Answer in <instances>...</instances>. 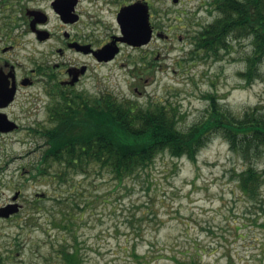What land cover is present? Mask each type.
I'll return each mask as SVG.
<instances>
[{
  "label": "rangeland",
  "instance_id": "1",
  "mask_svg": "<svg viewBox=\"0 0 264 264\" xmlns=\"http://www.w3.org/2000/svg\"><path fill=\"white\" fill-rule=\"evenodd\" d=\"M109 1L86 6L89 15L101 21L88 33L104 37L117 31L118 5ZM122 1L135 0L119 4ZM146 2L152 5L154 33L163 38L154 34L144 48L123 47L104 65L82 58L91 69L75 92L171 105L182 129L206 114L209 95L238 115L250 107H264V64L262 77L253 84L240 76L252 50L250 40H232L218 61L192 54L197 30L218 16L207 0ZM43 59L50 66L62 60ZM46 89L36 105L24 104L28 115L25 111L23 125L31 127L38 119L44 130L52 126L48 110L59 97ZM44 144L43 136L25 131L0 137V209L14 203L17 193L20 206L18 214L0 217L5 264H60L53 249L68 234L59 226L71 212L77 243L69 240L80 250L83 264H179L191 257L201 264H264V184L257 200L243 193L239 175L248 163L223 138L213 139L196 161L165 153L123 181L93 172L89 179L69 177L67 184L57 177L58 165L44 171ZM256 165L261 171L264 158Z\"/></svg>",
  "mask_w": 264,
  "mask_h": 264
},
{
  "label": "trees",
  "instance_id": "2",
  "mask_svg": "<svg viewBox=\"0 0 264 264\" xmlns=\"http://www.w3.org/2000/svg\"><path fill=\"white\" fill-rule=\"evenodd\" d=\"M218 13L216 19L193 36L191 51L196 58H222L232 40L248 39L251 53L240 76L248 85L262 77L264 64V0H207ZM210 12H213L210 10ZM60 99L49 108L52 126L43 132V163L47 169L58 165L62 183L93 172L112 174L123 181L147 169L160 154L187 157L196 161L202 149L216 137L223 138L234 154L248 167L239 175V186L251 200L258 199L264 184V168L256 162L264 158V107L255 106L240 115L230 112L215 95L208 96V109L187 129L179 126L177 110L162 103L141 105L119 99L111 93L92 97L86 92L59 93ZM39 170V167H37ZM75 210V208H74ZM74 213V212H73ZM66 214V231L61 244L52 248L60 264H83L82 255L69 240L76 218ZM179 264H201L191 257ZM0 264H5L0 255Z\"/></svg>",
  "mask_w": 264,
  "mask_h": 264
},
{
  "label": "flooded vegetation",
  "instance_id": "3",
  "mask_svg": "<svg viewBox=\"0 0 264 264\" xmlns=\"http://www.w3.org/2000/svg\"><path fill=\"white\" fill-rule=\"evenodd\" d=\"M108 1L0 0V137L22 131L42 136L44 124L37 122L38 119L31 127L22 124L28 111L25 105L29 101L36 105L45 88L49 94L59 90L54 92L56 97H59L58 92H73L90 73L91 64L87 60L99 65L110 63L100 62L95 54L108 44L117 40L120 51L123 47H146H133L118 40L122 37L118 13L138 0L120 4L119 0L109 1L118 5L114 13L117 31L104 37L88 33L89 27L99 26L101 21L90 16L86 6ZM49 56L62 60L50 66L43 59ZM35 87L40 91H32ZM37 111L35 107L33 115ZM38 197L37 194L33 204L38 202Z\"/></svg>",
  "mask_w": 264,
  "mask_h": 264
},
{
  "label": "water",
  "instance_id": "4",
  "mask_svg": "<svg viewBox=\"0 0 264 264\" xmlns=\"http://www.w3.org/2000/svg\"><path fill=\"white\" fill-rule=\"evenodd\" d=\"M173 1L177 2V0ZM64 13H62V17ZM150 22V8L146 2L138 1L123 7L118 13V23L122 30V37L118 38V40L133 47L148 45L152 41L154 32ZM157 36L162 37L161 34H157ZM119 52L120 48L116 40L95 54L100 62H109ZM18 194L14 196V200L18 198ZM18 211V204H10L0 209V217L9 218L11 215L18 213Z\"/></svg>",
  "mask_w": 264,
  "mask_h": 264
}]
</instances>
